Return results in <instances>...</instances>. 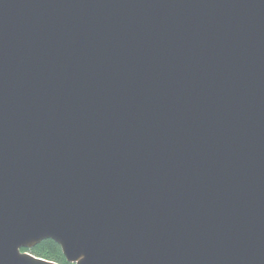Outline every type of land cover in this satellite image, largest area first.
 Here are the masks:
<instances>
[{"label":"water","instance_id":"95a60500","mask_svg":"<svg viewBox=\"0 0 264 264\" xmlns=\"http://www.w3.org/2000/svg\"><path fill=\"white\" fill-rule=\"evenodd\" d=\"M46 238L264 264V0H0V264Z\"/></svg>","mask_w":264,"mask_h":264},{"label":"trees","instance_id":"16d2710c","mask_svg":"<svg viewBox=\"0 0 264 264\" xmlns=\"http://www.w3.org/2000/svg\"><path fill=\"white\" fill-rule=\"evenodd\" d=\"M26 250V249H22ZM30 251L36 256L44 259H50L60 264H70L63 253L60 244L52 238H46L30 248Z\"/></svg>","mask_w":264,"mask_h":264}]
</instances>
